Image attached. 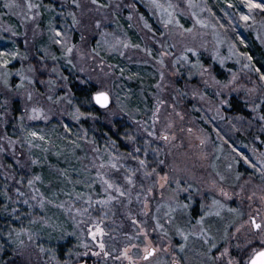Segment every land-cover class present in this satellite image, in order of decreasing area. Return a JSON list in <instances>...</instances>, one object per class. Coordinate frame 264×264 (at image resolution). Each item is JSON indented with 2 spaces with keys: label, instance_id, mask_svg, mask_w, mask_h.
<instances>
[{
  "label": "rangeland",
  "instance_id": "obj_1",
  "mask_svg": "<svg viewBox=\"0 0 264 264\" xmlns=\"http://www.w3.org/2000/svg\"><path fill=\"white\" fill-rule=\"evenodd\" d=\"M261 4L0 0V264H248L264 241Z\"/></svg>",
  "mask_w": 264,
  "mask_h": 264
},
{
  "label": "trees",
  "instance_id": "obj_2",
  "mask_svg": "<svg viewBox=\"0 0 264 264\" xmlns=\"http://www.w3.org/2000/svg\"><path fill=\"white\" fill-rule=\"evenodd\" d=\"M262 17H264V9L262 10ZM248 50L250 51L249 56L252 58L254 65L257 69H259V72L262 74L264 71V49L254 40L252 39ZM263 69V70H261ZM95 85L94 84H87V85H80L78 82H74L72 84V92L79 101H84L85 104H88L91 106V108L95 110H99L98 106H94L92 104L93 101V95L95 94ZM230 105L232 106L231 114L235 115H242L245 118L251 119L252 114L251 112L245 107L244 102L238 98L237 96H234L231 98ZM88 106V107H89ZM230 112V111H229ZM228 112V113H229ZM251 122H258L254 119L250 120ZM116 138L121 140L117 134ZM261 140V148L264 146V134L261 132L260 136ZM244 171H248V167L245 165L241 166Z\"/></svg>",
  "mask_w": 264,
  "mask_h": 264
},
{
  "label": "snow or ice",
  "instance_id": "obj_3",
  "mask_svg": "<svg viewBox=\"0 0 264 264\" xmlns=\"http://www.w3.org/2000/svg\"><path fill=\"white\" fill-rule=\"evenodd\" d=\"M253 5L250 3L249 4V7H252ZM257 7H264V4H261V5H256ZM29 7H31V5H29ZM245 19H247V17H245ZM0 63H3L5 66L7 65L8 61L7 60H3V61H0ZM95 100L98 104H101L102 106L104 107H107L108 105V101H109V96H108V93L107 92H104V91H99L95 94ZM33 111L35 112L36 109H33ZM264 118V117H262ZM33 135H36V133H33ZM123 195V193H121ZM252 224L253 226L255 227V229L257 231H264V226H262L261 223H257L255 221V218H253L252 220ZM99 231H102V229H100ZM94 238H95V234H93ZM101 248L104 247L103 243H101ZM215 246V245H213ZM147 251V250H146ZM154 251V250H153ZM227 251V250H225ZM152 253L149 252L148 255H151ZM249 264H264V241H262V246L259 250H257L252 258L250 259L249 261Z\"/></svg>",
  "mask_w": 264,
  "mask_h": 264
},
{
  "label": "water",
  "instance_id": "obj_4",
  "mask_svg": "<svg viewBox=\"0 0 264 264\" xmlns=\"http://www.w3.org/2000/svg\"><path fill=\"white\" fill-rule=\"evenodd\" d=\"M96 94V93H95ZM95 94L93 95V101H94V103H95V105L96 106H98L99 108H108V107H110V105L112 104V98H111V96H110V94L108 93V96H109V101H108V105H107V107H104V106H102L101 104H98L97 102H96V100H95ZM255 221H256V219H255ZM255 228V227H254ZM154 249H152L150 252L152 253L151 255H153L154 254V251H153ZM151 255H146L145 256V258H149ZM176 264H178V263H176ZM249 264V263H248Z\"/></svg>",
  "mask_w": 264,
  "mask_h": 264
}]
</instances>
